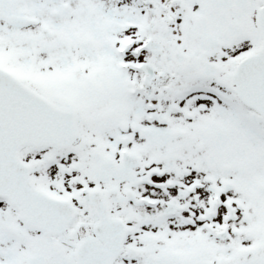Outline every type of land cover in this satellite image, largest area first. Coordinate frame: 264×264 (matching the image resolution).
I'll return each mask as SVG.
<instances>
[{
    "label": "snow or ice",
    "instance_id": "snow-or-ice-1",
    "mask_svg": "<svg viewBox=\"0 0 264 264\" xmlns=\"http://www.w3.org/2000/svg\"><path fill=\"white\" fill-rule=\"evenodd\" d=\"M0 264H264V0H0Z\"/></svg>",
    "mask_w": 264,
    "mask_h": 264
}]
</instances>
